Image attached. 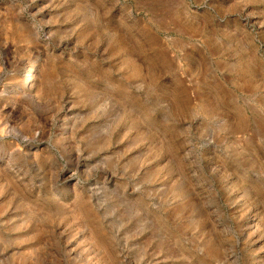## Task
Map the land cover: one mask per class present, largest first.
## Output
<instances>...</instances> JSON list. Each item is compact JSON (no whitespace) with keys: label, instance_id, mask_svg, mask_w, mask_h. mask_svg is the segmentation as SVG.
Here are the masks:
<instances>
[{"label":"rangeland","instance_id":"374dc122","mask_svg":"<svg viewBox=\"0 0 264 264\" xmlns=\"http://www.w3.org/2000/svg\"><path fill=\"white\" fill-rule=\"evenodd\" d=\"M0 264H264V0H0Z\"/></svg>","mask_w":264,"mask_h":264},{"label":"bare ground","instance_id":"6f19581e","mask_svg":"<svg viewBox=\"0 0 264 264\" xmlns=\"http://www.w3.org/2000/svg\"><path fill=\"white\" fill-rule=\"evenodd\" d=\"M28 62H30V61H28ZM35 62V61H34ZM30 64V63H29ZM32 65V64H31ZM31 65H29V66H31ZM27 66V65H26ZM25 66V67H26ZM29 66H28V68H29ZM34 67H30L23 75H24V79L26 80V81H31L32 79H33V75H32V69H33ZM39 71V70H38ZM41 72V71H40ZM39 73V72H38ZM21 78V77H20ZM39 80V79H38ZM37 80V81H38ZM28 83V82H27ZM39 83V82H38ZM22 84H24V83H22ZM30 84V83H29ZM41 85V84H40ZM38 86V85H37ZM40 87V86H39ZM42 87V86H41ZM41 87H40V89H41ZM39 89V88H38ZM24 90V89H23ZM25 91V90H24ZM36 91V90H35ZM40 92V91H39ZM41 93H42V91H41Z\"/></svg>","mask_w":264,"mask_h":264}]
</instances>
